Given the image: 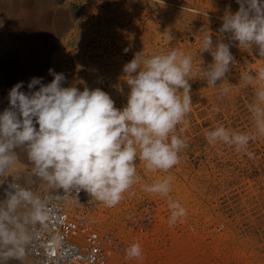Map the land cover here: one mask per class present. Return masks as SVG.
Masks as SVG:
<instances>
[{
    "label": "rangeland",
    "instance_id": "rangeland-1",
    "mask_svg": "<svg viewBox=\"0 0 264 264\" xmlns=\"http://www.w3.org/2000/svg\"><path fill=\"white\" fill-rule=\"evenodd\" d=\"M20 2L0 0V112L8 107V92L16 83L23 81L24 91L32 77H43L49 83L53 79L50 68L66 75L65 86L99 87L122 108L130 91L122 69L135 53L149 57L178 50L193 56L187 77L192 110L175 133L187 141L180 163L163 172L148 171L137 161L141 179L115 207L90 202L85 193L70 207L81 218L112 230L128 248L140 244L141 258L129 259L126 252L119 264H264V136L257 135L246 152L221 142L209 144L206 139L219 125L236 132L255 131L247 107L254 99V89L246 87L241 77L264 64V58L232 42L235 59L230 72L213 88L203 75L213 63L212 54L199 52L208 29L214 47L216 42H228L218 29L228 5L233 12L238 10L236 0ZM39 2L40 10H30L35 12L31 20L38 16L39 23L18 24L22 3H28L24 6L28 9ZM221 85H229L231 91L221 95ZM169 176L168 196L143 190ZM39 188L47 190L45 185ZM169 200L186 210L171 225ZM144 202L156 207L150 228L142 234L127 230L126 223ZM24 264L36 263L27 257Z\"/></svg>",
    "mask_w": 264,
    "mask_h": 264
},
{
    "label": "clouds",
    "instance_id": "clouds-1",
    "mask_svg": "<svg viewBox=\"0 0 264 264\" xmlns=\"http://www.w3.org/2000/svg\"><path fill=\"white\" fill-rule=\"evenodd\" d=\"M236 3L238 10L233 12L228 5L218 29L228 42H216L214 47L211 30L202 35L199 52H211L213 59L203 75L213 88L230 72L235 59L232 42L264 58V0ZM192 64L193 56L178 50L149 57L135 53L122 69L130 88L122 108L99 87L65 86L66 75L52 68L48 70L51 82L32 77L28 91L22 90L23 81L9 90L8 107L0 112V264H24L36 226L49 218V197L36 191L37 180L57 193L55 199L74 193L78 202L83 192L90 202L111 208L140 181L137 161L148 171L163 172L180 163L187 141L175 133L192 110L187 78ZM241 79L254 89L247 107L255 131L236 132L219 125L206 139L209 144L221 142L246 152L257 135L264 136V64ZM220 90L226 95L231 87L221 85ZM21 153H26L30 170L21 167ZM171 181L172 177H165L143 190L168 196ZM168 207L170 225L186 215L178 202L169 200ZM141 256L139 243L128 248L129 259Z\"/></svg>",
    "mask_w": 264,
    "mask_h": 264
},
{
    "label": "built area",
    "instance_id": "built-area-1",
    "mask_svg": "<svg viewBox=\"0 0 264 264\" xmlns=\"http://www.w3.org/2000/svg\"><path fill=\"white\" fill-rule=\"evenodd\" d=\"M36 191L49 197L48 207L52 211L46 224L36 226L27 257L36 264H119L128 244L112 230L101 228L72 212L70 207L77 202L74 193L58 200L55 191L37 186ZM59 195L64 196L63 193ZM83 195L81 192L78 200ZM1 196L3 198L2 189ZM155 214L156 207L151 202H144L126 223L127 230L138 234L146 232Z\"/></svg>",
    "mask_w": 264,
    "mask_h": 264
},
{
    "label": "crops",
    "instance_id": "crops-1",
    "mask_svg": "<svg viewBox=\"0 0 264 264\" xmlns=\"http://www.w3.org/2000/svg\"><path fill=\"white\" fill-rule=\"evenodd\" d=\"M21 2H22V0H20ZM20 2V3H21ZM26 4H24V3H22V5L21 6H23V9H22V12L20 13V15H18L17 16V23L19 24V23H21V22H23V21H27L28 23H30V25H33V24H38L39 22L38 21H40L38 18V16L36 17V20H31V18L33 17V14L35 13V12H31L30 10L31 9H39V8H41L40 7V5H42L40 2L39 3H33V4H31V6H29V8L28 9H24V6H25ZM27 5H29L28 3H27ZM27 5L25 6V7H27ZM40 10V9H39ZM41 12V11H40ZM32 16V17H31ZM13 24H16L15 22H12ZM34 30V29H33ZM38 30V29H37ZM40 32H44V30H39ZM33 32V36H36V35H34V33H35V30L34 31H32ZM39 36H41V35H39ZM37 37H38V35H37ZM47 39H49V38H47V37H45V40H47ZM30 52H32V50H29ZM12 84V83H11ZM29 162L27 161V158H26V153H21V167L23 168V169H29ZM36 186H38V187H44V184H40L39 183V181L37 180V182H36Z\"/></svg>",
    "mask_w": 264,
    "mask_h": 264
}]
</instances>
